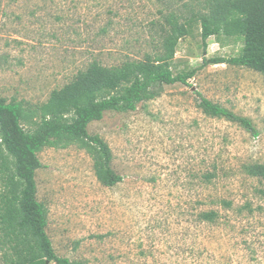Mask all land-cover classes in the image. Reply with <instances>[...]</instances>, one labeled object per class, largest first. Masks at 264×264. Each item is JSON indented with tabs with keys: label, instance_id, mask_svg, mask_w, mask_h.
<instances>
[{
	"label": "rangeland",
	"instance_id": "obj_1",
	"mask_svg": "<svg viewBox=\"0 0 264 264\" xmlns=\"http://www.w3.org/2000/svg\"><path fill=\"white\" fill-rule=\"evenodd\" d=\"M229 1L0 0V95L22 105L26 130L91 62L113 67L153 54L167 19L196 17L171 59L174 72L197 68L189 85H162L134 110L106 111L87 127L122 181L98 180L85 141L37 153L36 198L57 255L78 264H264V184L245 171L264 165V74L200 66L203 56L241 47L223 35L201 47L197 17ZM196 92L250 119L258 135L203 113ZM205 211L211 220L201 219Z\"/></svg>",
	"mask_w": 264,
	"mask_h": 264
},
{
	"label": "trees",
	"instance_id": "obj_2",
	"mask_svg": "<svg viewBox=\"0 0 264 264\" xmlns=\"http://www.w3.org/2000/svg\"><path fill=\"white\" fill-rule=\"evenodd\" d=\"M182 23L169 18V26L160 28V49L143 58L129 59L120 65L105 67L93 61L62 89L54 92L43 107L35 126L26 130L22 124L23 108L19 102L0 95V260L2 264H78L57 255L46 233V210L36 198L35 172L41 167L37 156L48 144L73 140L93 146L94 169L105 186L122 181L110 166L107 144L90 135L87 127L110 110L132 111L158 87L174 83L189 85L187 79L197 70L174 72L171 59L178 39L192 33V20ZM203 51L211 36L222 44L220 36L235 37L241 47L237 54L202 58L200 66L226 63L247 67L264 74V0H232L216 12L197 17ZM197 105L210 117L237 123L253 136L258 135L252 121L196 92ZM246 173L264 184V165L246 166ZM210 177L207 172L204 175ZM264 200V186L258 189ZM201 219L211 220L209 212Z\"/></svg>",
	"mask_w": 264,
	"mask_h": 264
}]
</instances>
